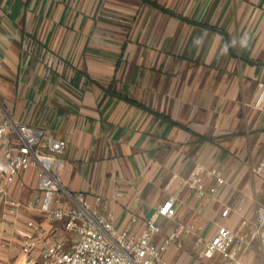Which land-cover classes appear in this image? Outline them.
I'll return each mask as SVG.
<instances>
[{
    "label": "crops",
    "instance_id": "0c3cea01",
    "mask_svg": "<svg viewBox=\"0 0 264 264\" xmlns=\"http://www.w3.org/2000/svg\"><path fill=\"white\" fill-rule=\"evenodd\" d=\"M0 101L66 142L61 206L67 194L101 196L118 230L140 232L173 197L158 240L189 224L204 240L219 224L253 234L264 205V0H0ZM199 166L222 171L216 195L181 184ZM11 197L18 206L0 205V264H41L43 243L70 235L39 214L36 171ZM195 240L165 260L196 264Z\"/></svg>",
    "mask_w": 264,
    "mask_h": 264
},
{
    "label": "built area",
    "instance_id": "2783aa9c",
    "mask_svg": "<svg viewBox=\"0 0 264 264\" xmlns=\"http://www.w3.org/2000/svg\"><path fill=\"white\" fill-rule=\"evenodd\" d=\"M32 46L33 41L26 39V47L31 49ZM0 143H3L0 205L18 206L11 197L12 187L21 174L34 170L37 189L41 193L39 214L48 223H59V228L70 235L62 240L43 243L41 264H169L164 255L172 246L184 249V239L190 236H196V264H264V205L257 211V225L250 237L237 235L229 227L219 224L211 238L204 240L200 235L202 228L189 224L175 227L171 235L158 240L162 233L159 219L173 220L176 217L173 197L164 200L145 220L142 231H120L114 225L113 215L103 211L108 201L101 196L91 201L82 192L67 194L71 204L67 207L60 205V197L64 195L60 172L65 165L62 157L66 142L48 135L42 127L17 121L1 101ZM256 174L264 179V156ZM209 179L215 181V186L206 189ZM181 184L201 197L209 198L218 193L225 179L220 169L199 166L189 179H182ZM229 213V209L224 210L222 217ZM27 226L32 233H40L35 222L31 221ZM32 233L27 235L30 240ZM35 245V242L29 243L30 248Z\"/></svg>",
    "mask_w": 264,
    "mask_h": 264
},
{
    "label": "trees",
    "instance_id": "16d2710c",
    "mask_svg": "<svg viewBox=\"0 0 264 264\" xmlns=\"http://www.w3.org/2000/svg\"><path fill=\"white\" fill-rule=\"evenodd\" d=\"M119 96V95H118ZM119 97H121V96H119ZM125 101H127V102H130V103H134L133 101H131L130 99H128V98H124V97H122Z\"/></svg>",
    "mask_w": 264,
    "mask_h": 264
}]
</instances>
